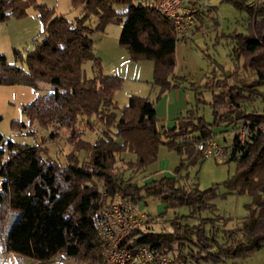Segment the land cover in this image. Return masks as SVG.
I'll return each instance as SVG.
<instances>
[{
	"label": "trees",
	"instance_id": "trees-1",
	"mask_svg": "<svg viewBox=\"0 0 264 264\" xmlns=\"http://www.w3.org/2000/svg\"><path fill=\"white\" fill-rule=\"evenodd\" d=\"M226 1L246 13L244 29L224 35L232 69L204 85L189 83L195 105H188L173 126L160 127L154 106L161 94L187 86L174 74L179 41L173 26L154 5L137 0H71L83 10L71 27L63 14L42 1L0 0V22L24 17L33 7L42 23L31 50L23 55L13 49L26 72L0 56V84H13V76L25 73L30 83L51 84L46 95L22 105V113L29 125L35 122L53 129L41 144L33 145L16 144L0 133V255L12 251L38 260L60 256L76 264H106L96 212L117 196L133 205L153 198L166 210L188 209L187 214L169 219L168 228L154 230L146 224L133 229L124 240L133 252L149 246L170 253L176 264H204L248 257L264 246V0ZM116 5L125 9L117 11ZM93 13L94 27L87 24ZM212 20L214 24L216 19ZM110 23L122 24L119 43L130 60L153 62L151 84L158 90L154 98L132 94L124 106L117 105L114 95L124 77L106 73L93 49V34ZM86 62L92 63L90 76L85 74ZM206 89L210 100L203 96ZM199 104L210 106L211 121L200 114ZM241 126L248 129L243 142L237 134ZM215 128L234 131L223 162L233 161L236 168L225 181L201 190L189 186L188 173L183 172L204 160L195 145L214 136ZM56 130L68 131L65 143L72 147L62 160L50 158L46 146ZM87 133L94 137L86 138ZM161 146L179 157L173 175L136 180L157 160ZM219 187L225 190L223 195L251 198L245 205L247 215L236 228L218 225L221 215L215 213L212 201ZM206 211L214 216H203ZM11 212L18 215L4 236Z\"/></svg>",
	"mask_w": 264,
	"mask_h": 264
},
{
	"label": "rangeland",
	"instance_id": "rangeland-1",
	"mask_svg": "<svg viewBox=\"0 0 264 264\" xmlns=\"http://www.w3.org/2000/svg\"><path fill=\"white\" fill-rule=\"evenodd\" d=\"M38 1H42L49 8L54 9L56 14H63L69 21L71 27H75V19L80 17L83 13L82 6H73L71 0ZM208 3L209 0H201V4L208 6L210 5V3ZM115 9L117 11H123L125 5H116ZM245 15L246 13L244 11L235 9L230 3L224 4L218 13L217 25H215V23L206 22L201 29L195 32L193 37L185 41L177 42L174 53L176 62L174 74L184 79L185 85L187 86L185 89L180 88L182 93L187 94L188 96L187 102L185 103L186 106L190 104L195 105L194 92L190 90V87L188 88L189 83H196L195 86L204 85L208 79L214 76L220 78L222 72L227 73L232 69V63L228 57V39L224 35L234 29L242 31L244 29ZM96 20L97 14L93 13L87 21V24L94 27ZM107 26H109V33H112L113 31L120 32L122 28L121 23H110L105 26L106 32ZM41 30L42 23L37 17V11L33 7L28 8L27 15L24 17H10L8 20L0 22V56H4L7 62L20 66L26 72L25 64L15 58L13 49L17 48L22 51L23 55H25L27 51L33 48V39L38 36ZM100 32H95L93 34V49L95 54H97L96 48H98ZM128 64L127 66L119 68L120 71L117 69V72H120L118 74L124 77L122 88L116 91V97L114 96L119 107H122L127 103L129 97L128 94H131L129 92L134 91L137 93H144V89H141L139 85L145 83V78L148 80L147 78L151 77L152 80L153 62L151 60H131ZM137 64H141L142 67L140 75L136 73V68L133 66ZM91 66V62H86L84 64L83 67L86 76L92 74ZM103 70H106L104 66ZM137 79L141 81H136ZM12 80L14 81L13 84H0V133L5 139H10L16 144H41L42 138L48 136L53 129L40 127L35 122L29 125L28 119L22 113V105L32 101L37 96L46 95L52 89V85L44 81L30 83L27 79L26 73L13 76ZM229 82H231V80H229ZM157 91L158 90L155 88L149 95L154 98L158 93ZM203 96L205 99L210 100L211 92L206 89ZM199 110L200 114L204 115L207 120L211 121V108L209 105L199 104ZM185 111L186 108L182 110L181 114ZM14 123L25 124L26 126ZM29 129H34L35 133L27 134L26 132ZM56 131V137L54 139H49L46 146L50 158L62 160L63 154L70 151L72 147L65 143L68 131ZM214 133L215 140L221 147H223L224 152L228 155L233 143L234 131L227 130ZM85 137L89 139L94 136L87 133ZM79 155L85 157L86 153L81 151L79 152ZM178 161L179 157L174 151L161 146L158 151L157 160L154 163H151L147 169L144 170L143 174L145 176L149 174V172H156L160 163H163L164 170L171 172L178 164ZM235 168L236 164L233 161L223 162L213 158H206L199 161L196 165L190 166L183 172V174L188 173L189 186L197 185L198 188L203 190L211 187L213 184L221 183L228 179L234 174ZM142 175L140 174L137 178L135 177L136 180H139V176ZM224 192L225 190L222 187H219L217 196L212 201L216 207L215 213L221 215V220L218 222V225L223 229L236 228L247 215L245 205L250 203L251 198L246 195H223ZM158 203L159 202L153 198H147L145 202L138 204L142 205V211L151 216L148 225H151L154 230L168 228L169 219L177 215L188 213L186 207L166 210L165 206L163 211L160 212L159 207L157 208ZM160 204L162 203H159V205ZM17 215V212H11L7 216L3 230L4 236L12 227ZM202 215L206 217L214 216V214L208 211L204 212ZM191 223H196V221ZM0 264H76V262L71 259H61L60 256H55L49 260H38L10 251L0 255ZM204 264H264V246L248 257L232 258L217 262L210 260Z\"/></svg>",
	"mask_w": 264,
	"mask_h": 264
},
{
	"label": "built area",
	"instance_id": "built-area-1",
	"mask_svg": "<svg viewBox=\"0 0 264 264\" xmlns=\"http://www.w3.org/2000/svg\"><path fill=\"white\" fill-rule=\"evenodd\" d=\"M140 3L154 5L158 11L172 24L175 37L183 41L190 37L197 24L196 14L207 9L205 4L191 5L192 0H137ZM248 129L241 126L237 129L240 142H243ZM204 159L213 158L225 161L227 154L214 136L195 145ZM96 231L104 246L106 264H176L170 253H160L149 246H141L133 252L124 240L136 228L149 223V217L136 205L117 196L113 201H106L96 212Z\"/></svg>",
	"mask_w": 264,
	"mask_h": 264
},
{
	"label": "crops",
	"instance_id": "crops-1",
	"mask_svg": "<svg viewBox=\"0 0 264 264\" xmlns=\"http://www.w3.org/2000/svg\"><path fill=\"white\" fill-rule=\"evenodd\" d=\"M210 5L207 6V9L205 12H199L200 16L197 19L196 27L193 30V35L196 31L202 28V26L206 22L213 23L212 18H215V25H217V16L220 11V8L224 6V4H229L226 0H209ZM208 3V4H209ZM191 5H201V0H192ZM202 15V16H201ZM109 26H107V32L106 27L100 32L99 39H98V48H96L95 56L102 61L103 66L105 67L106 73L111 74H118L120 72H117L119 68L122 66H127L131 60L129 59V54L127 50L120 45L119 43V36L121 33L119 31H113L112 33L108 32ZM131 64V63H130ZM136 64V63H134ZM129 65V64H128ZM136 68V73L140 75L142 72L141 64L133 65ZM118 69V70H117ZM120 71V70H119ZM120 75V74H119ZM145 78V83H142L140 86L141 89H144L143 92H129L131 94H128L129 96L132 94H140V95H149L154 91V88L152 87L151 83V77ZM136 81H141L137 79ZM146 92V93H145ZM116 97V92L115 95ZM129 98V97H128ZM188 96L187 94H183L182 90L180 88L178 89H171L168 91H165L159 102L155 104L154 109L156 112V116L158 119V124L160 127H171L173 126L175 118L181 115V112L184 108H187L185 103L187 102ZM188 105V104H187ZM180 113V114H179ZM227 131L225 128H215L214 132H222ZM163 163L159 164L158 170L156 172H149V174L144 176V171L140 173L142 176H139V180L143 182H148L152 180L153 178H159L162 176L169 177L173 175V171H166L164 170ZM139 173L136 175V178ZM138 180V179H137ZM137 206V205H136ZM164 204H157V208L159 207V211H163ZM139 209H142V205L137 206ZM144 212V211H143ZM150 219L151 216H149L148 213L144 212ZM151 226V225H149Z\"/></svg>",
	"mask_w": 264,
	"mask_h": 264
}]
</instances>
